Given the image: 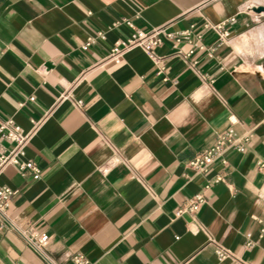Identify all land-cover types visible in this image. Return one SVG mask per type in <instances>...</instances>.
<instances>
[{"label": "crops", "instance_id": "0c3cea01", "mask_svg": "<svg viewBox=\"0 0 264 264\" xmlns=\"http://www.w3.org/2000/svg\"><path fill=\"white\" fill-rule=\"evenodd\" d=\"M122 18L144 30L229 20L231 38L212 56L195 48L183 58L165 42L116 63L105 57L129 32L116 25ZM99 31L105 39L83 49ZM215 40L205 31V45ZM230 114L250 135L245 150L196 175L187 162ZM8 118L41 168L37 179L14 165L0 172V186L17 190L9 218L46 232L54 263L82 252L91 264H264V0H0V120ZM217 174L224 180L206 204L177 217ZM218 246L230 253L219 257ZM0 264L45 262L0 220Z\"/></svg>", "mask_w": 264, "mask_h": 264}, {"label": "built area", "instance_id": "2783aa9c", "mask_svg": "<svg viewBox=\"0 0 264 264\" xmlns=\"http://www.w3.org/2000/svg\"><path fill=\"white\" fill-rule=\"evenodd\" d=\"M228 23L229 20L212 23L204 18L200 23H192L181 30H173L169 25L144 30L137 27L131 19L122 18L116 25L126 26L129 32L124 37L118 38L109 47L105 59L119 63L123 60L124 53L133 47H140L145 51L153 52L165 42H169L177 50V55L183 58L191 56L195 52V48L205 50L209 56H212L219 47L231 38V30L228 27ZM207 30H212L216 35V40L209 46L204 44V33ZM98 39H105V33L103 31L97 32L94 37L84 42L82 48L88 49ZM183 42L191 44L192 48L184 52L180 49V44ZM163 71L164 66L158 63L157 73L161 74ZM82 103V100L77 101V105L79 106ZM229 121L230 126L228 128L215 133L210 146L195 154L187 162V166L196 175H206L215 163L227 164L226 154L229 150H245L246 144L250 140V135H239L237 133L234 127L237 123V118L234 114L229 115ZM0 134L3 139L0 141V172L7 165H14L22 175H30L35 179L39 178L41 176V168L32 159L26 158L25 156V148L29 136L24 133L21 126L12 118L0 120ZM223 180V176L220 174L207 179L201 191L193 194L185 203L176 208V216L180 217L186 214L194 216L207 202L206 191L216 182ZM16 194V189L7 185L0 186V220L2 224L17 230L25 238L27 243L41 254L45 264H56L44 253V248L49 242V235L46 232H38L32 228H19L10 220L9 209ZM254 245L251 239L247 240V247H253ZM215 251L219 257H224L230 253L222 246H218ZM71 260L73 264H91V260L82 252L72 254Z\"/></svg>", "mask_w": 264, "mask_h": 264}]
</instances>
